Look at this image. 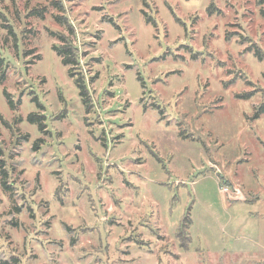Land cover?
Returning a JSON list of instances; mask_svg holds the SVG:
<instances>
[{"label":"rangeland","instance_id":"obj_1","mask_svg":"<svg viewBox=\"0 0 264 264\" xmlns=\"http://www.w3.org/2000/svg\"><path fill=\"white\" fill-rule=\"evenodd\" d=\"M0 14V262L264 264L260 0Z\"/></svg>","mask_w":264,"mask_h":264},{"label":"trees","instance_id":"obj_2","mask_svg":"<svg viewBox=\"0 0 264 264\" xmlns=\"http://www.w3.org/2000/svg\"><path fill=\"white\" fill-rule=\"evenodd\" d=\"M260 3L262 5H264V0H260ZM52 6H54L56 9H59L60 11H62V5L59 1H54L52 2ZM44 9L41 10V11H33L32 12V15H37V16H40L42 18H44ZM0 16L3 17V15L0 14ZM4 18V17H3ZM57 22L58 23H61V24H66V20L63 18V17H57ZM53 36L56 37L55 34H52ZM58 38L59 41H61L60 43L62 44L61 47H55L54 50L57 52L58 56L62 59V62L64 65L66 66H72L73 69L71 70H74V66L77 65V61H76V49L71 45L70 41L67 40L63 35L60 37H56ZM3 66V59H0V68ZM8 97V96H7ZM36 120L35 116H31L30 117V121H34ZM0 156H2V152L0 150ZM3 162L0 161V173L1 175L3 176V188L6 192H9L10 190V186L7 185L6 181H5V176H6V172L3 168ZM189 219L186 218L185 221H184V226L186 228H188L187 224L189 223ZM184 228V227H183ZM0 264H9L8 262L4 261V262H0Z\"/></svg>","mask_w":264,"mask_h":264},{"label":"built area","instance_id":"obj_3","mask_svg":"<svg viewBox=\"0 0 264 264\" xmlns=\"http://www.w3.org/2000/svg\"><path fill=\"white\" fill-rule=\"evenodd\" d=\"M222 191L223 193H226V194H229L231 192L229 187L223 188ZM233 194L236 196L240 195L238 191H233Z\"/></svg>","mask_w":264,"mask_h":264}]
</instances>
